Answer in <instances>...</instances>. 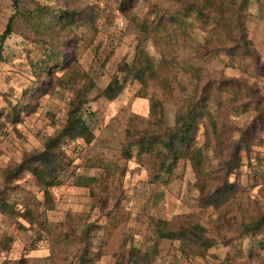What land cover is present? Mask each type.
<instances>
[{
    "label": "rangeland",
    "instance_id": "rangeland-1",
    "mask_svg": "<svg viewBox=\"0 0 264 264\" xmlns=\"http://www.w3.org/2000/svg\"><path fill=\"white\" fill-rule=\"evenodd\" d=\"M33 1L20 0L16 7L13 0H0V34L17 13L0 61V111L10 100L15 103L33 80L31 63L39 50L26 37L22 17L34 7ZM37 1L58 5V0ZM201 1L130 0L125 6L121 0L59 1L78 12L79 19L66 34L70 43L62 50L76 53L81 73L76 89L85 85L88 89L84 109L91 113L87 118L95 138L90 143L63 140L57 147L66 170L61 182L51 188L50 202L30 171L12 172L25 156L43 150L58 136L75 89L69 83L58 85L56 73L43 95L25 101L27 111L19 112L16 119L0 115V192L9 194L7 199L17 210L15 215L0 212V264H134L128 260L131 246L151 249L154 220L174 217L199 220L215 246L205 257L185 260L180 259L176 243L162 239L152 264H264V229L252 237L240 231L241 222L264 211V184L256 183L244 165L230 176L237 185L225 200L216 202L211 195L228 179L226 158L237 164L241 158L244 163L254 158L258 150L264 156L257 137L251 139L248 156L243 149L230 155L240 129L252 126L257 117L264 127V6L260 0H250L246 23L256 58L225 55L217 49L224 37L221 29L193 15L183 16L179 43L185 46L173 49L169 70L161 69L167 88L153 78L147 86L126 78L116 98L94 97L96 87H105L121 64L132 62L139 53L148 54L159 69L164 46L148 29L154 12L177 13L183 5ZM187 61L201 66L195 87L183 72L178 73ZM226 79L233 80L239 96L233 100L231 93L224 92L220 108L209 101L207 109L216 114L220 135L217 139L207 122L197 124L192 145L201 149L202 157L181 159L167 182L153 180L155 158L121 157L126 130L149 126L154 95L162 101L163 127H171L177 109L193 93L206 84L216 91ZM259 133L264 136V130ZM207 197L209 203L204 205ZM28 210L36 221L33 224L18 214Z\"/></svg>",
    "mask_w": 264,
    "mask_h": 264
},
{
    "label": "trees",
    "instance_id": "trees-1",
    "mask_svg": "<svg viewBox=\"0 0 264 264\" xmlns=\"http://www.w3.org/2000/svg\"><path fill=\"white\" fill-rule=\"evenodd\" d=\"M19 1L13 0L16 7H18ZM59 1L61 0H58V5L56 2L33 1L34 7L22 15L28 28L26 37L33 46L38 47L39 56L35 62L31 63L32 82L22 91L15 103L10 100L8 106L0 111V115L8 119H16L19 112L27 111L26 100L36 99L50 88L56 73L58 85L69 83L75 89V94L69 102L66 120L58 136L51 138L43 150L25 156L12 172V174L17 175L25 170L30 171L43 185L45 197L50 202L52 201L51 188L61 182V176L66 170L64 156L60 150H57V147L63 140H83L90 143L95 138L93 127L87 118V114L91 113L84 109L89 99L88 89H86V85L84 88L82 86L76 89L78 78L81 75L77 65L76 53L70 55L62 50L63 46L70 43L66 34L73 29L77 19H79L78 12L75 9L65 8ZM260 1L264 6V0ZM129 2L130 0H121L122 6L129 5ZM249 4L250 0H202L201 2L183 5L177 13L154 12L148 29L150 28L151 33L158 37L164 46L163 60L159 63V69L148 54L139 53L132 62L121 64L105 87H96L94 97H105L110 100L116 98L122 91L123 81L126 78L138 80L143 86H147L149 78H153L157 83H162L167 88L168 86L165 84L166 75L161 74V69L169 70L167 66L174 63L168 59L169 55H172L175 47L180 49L183 45L185 46V44L179 43L180 29L185 19L183 16L193 15L203 23L213 24L214 27L221 29L224 37L221 38V46H218L217 49L223 51L225 55L256 58L258 53L253 40L248 35L246 24ZM16 14L10 16L4 31L0 34V61L3 59L5 41L13 32ZM261 15L264 17V7L261 8ZM181 66V71L178 73L183 72L184 77H188L190 84L200 81L202 70L196 61H187ZM85 75L87 74L85 73ZM231 81L233 80H222L216 91L206 84L198 94L193 93L185 106L177 109L176 123L171 127H163L162 101L157 95H154L150 99L151 118L149 119V126L126 130L121 157L127 160L134 156L142 159L147 155L155 158L156 163L153 165L152 172L153 180L167 182L181 159L202 157L201 149L192 145L196 126L200 121L207 122L212 134L218 139L220 134L216 114L208 110L207 106L209 101H212L217 107H222L221 99L224 92L231 93V99L236 100L239 96V90L235 84H231ZM255 119L252 126L248 125L240 129V137L234 142L230 152L232 157L236 154L237 149H243L248 156L252 138L257 137L258 146L264 147V136L259 133L264 130V127L259 117ZM255 126L257 127L256 130L254 129ZM263 158L260 150L254 158L250 156L246 163L243 162L242 158L237 164L232 162V158L229 160L226 158L228 179L211 194L214 201L225 200L235 190L237 184L230 181V176L238 174L239 169L244 165L249 167V172L256 183L264 184ZM7 196L9 194L0 192V212L15 215L17 210L8 201ZM208 197L203 198L204 205L209 203ZM18 214L31 224L36 222L30 210L23 213L18 212ZM20 225L23 227L22 224ZM153 225L155 241L151 249L143 250L136 245H132L129 249L128 260L134 264H152L160 252L159 244L162 239H169L176 243L177 249L180 251V259L185 260L205 257L216 243L211 236H208L207 229L197 219H182L180 221L178 217L170 220L159 218L154 220ZM240 228L244 237L257 236L262 233L264 211L257 213L248 221L241 222ZM261 245L264 246V244ZM82 257L87 259V257Z\"/></svg>",
    "mask_w": 264,
    "mask_h": 264
},
{
    "label": "built area",
    "instance_id": "built-area-1",
    "mask_svg": "<svg viewBox=\"0 0 264 264\" xmlns=\"http://www.w3.org/2000/svg\"><path fill=\"white\" fill-rule=\"evenodd\" d=\"M262 165L264 166V163Z\"/></svg>",
    "mask_w": 264,
    "mask_h": 264
}]
</instances>
